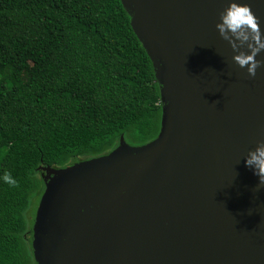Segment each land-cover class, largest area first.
Returning a JSON list of instances; mask_svg holds the SVG:
<instances>
[{
    "label": "water",
    "instance_id": "95a60500",
    "mask_svg": "<svg viewBox=\"0 0 264 264\" xmlns=\"http://www.w3.org/2000/svg\"><path fill=\"white\" fill-rule=\"evenodd\" d=\"M120 2L152 64L159 132L38 166L34 264H264V185L244 164L264 141V51L255 76L232 61L215 28L229 0ZM236 2L264 35V0Z\"/></svg>",
    "mask_w": 264,
    "mask_h": 264
},
{
    "label": "trees",
    "instance_id": "16d2710c",
    "mask_svg": "<svg viewBox=\"0 0 264 264\" xmlns=\"http://www.w3.org/2000/svg\"><path fill=\"white\" fill-rule=\"evenodd\" d=\"M29 73L27 80L22 78ZM160 95L120 0H0V264H34L28 212L42 163L153 140Z\"/></svg>",
    "mask_w": 264,
    "mask_h": 264
},
{
    "label": "clouds",
    "instance_id": "9594fccd",
    "mask_svg": "<svg viewBox=\"0 0 264 264\" xmlns=\"http://www.w3.org/2000/svg\"><path fill=\"white\" fill-rule=\"evenodd\" d=\"M215 28L232 49V61L245 69L248 76H255L256 69L262 63L256 57L264 51V35L250 7L237 3L236 0H229L218 14ZM244 164L257 177L258 185H264V141H259L253 149L248 150ZM0 180L9 185L16 184V180L7 171L0 175Z\"/></svg>",
    "mask_w": 264,
    "mask_h": 264
},
{
    "label": "rangeland",
    "instance_id": "374dc122",
    "mask_svg": "<svg viewBox=\"0 0 264 264\" xmlns=\"http://www.w3.org/2000/svg\"><path fill=\"white\" fill-rule=\"evenodd\" d=\"M29 68H30V69H29L28 72H24V73L22 74V78H23L24 80H27V78H28V76H29V73L31 72V70H33V66L30 65Z\"/></svg>",
    "mask_w": 264,
    "mask_h": 264
}]
</instances>
